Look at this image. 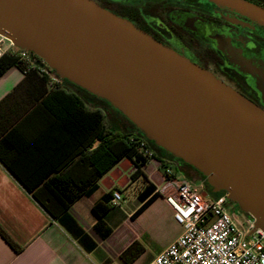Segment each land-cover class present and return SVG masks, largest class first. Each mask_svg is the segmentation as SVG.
<instances>
[{"label":"water","instance_id":"95a60500","mask_svg":"<svg viewBox=\"0 0 264 264\" xmlns=\"http://www.w3.org/2000/svg\"><path fill=\"white\" fill-rule=\"evenodd\" d=\"M209 1L264 19L245 0ZM0 35L106 100L264 231L263 108L94 0H0Z\"/></svg>","mask_w":264,"mask_h":264},{"label":"crops","instance_id":"0c3cea01","mask_svg":"<svg viewBox=\"0 0 264 264\" xmlns=\"http://www.w3.org/2000/svg\"><path fill=\"white\" fill-rule=\"evenodd\" d=\"M26 76L16 66L0 74V133L10 126L0 136V227L19 247L17 251L0 235V264H124L121 254L131 244L151 239L163 221H174V212L160 193L167 181L165 170L174 171L153 159L138 173L135 163L123 158L108 172L88 178L84 185L89 195L76 199L65 215L53 218L32 191L57 176L58 167L98 127L97 112L107 113L91 103H101L100 98H86L73 86L56 89L37 76ZM69 89L86 109L76 105ZM160 170L164 183L159 186L153 176ZM116 189L122 193L120 205L98 217L94 206L100 202L109 206ZM155 193L158 197L134 217ZM99 220L104 224L96 229ZM106 229L110 233L104 238Z\"/></svg>","mask_w":264,"mask_h":264},{"label":"flooded vegetation","instance_id":"af4514ba","mask_svg":"<svg viewBox=\"0 0 264 264\" xmlns=\"http://www.w3.org/2000/svg\"><path fill=\"white\" fill-rule=\"evenodd\" d=\"M94 1L111 11L134 7L137 28L264 109V19L209 0ZM245 1L264 9V0Z\"/></svg>","mask_w":264,"mask_h":264},{"label":"built area","instance_id":"2783aa9c","mask_svg":"<svg viewBox=\"0 0 264 264\" xmlns=\"http://www.w3.org/2000/svg\"><path fill=\"white\" fill-rule=\"evenodd\" d=\"M6 55L15 57L26 70L37 69L48 75L51 87L62 84L63 79L40 56L0 35V60ZM140 145L141 154L153 160L146 143L141 141ZM171 175L167 169V181L160 193L182 232L148 264H264V231L255 228L251 216L230 211L227 194L211 195L205 180L169 178ZM121 199L122 193L116 189L109 205L117 207Z\"/></svg>","mask_w":264,"mask_h":264},{"label":"trees","instance_id":"16d2710c","mask_svg":"<svg viewBox=\"0 0 264 264\" xmlns=\"http://www.w3.org/2000/svg\"><path fill=\"white\" fill-rule=\"evenodd\" d=\"M134 9V7L124 5L117 11H110L118 16L128 18L131 22H134L136 25L142 27L140 24L143 23V20ZM12 66H16L22 70V72L27 75L26 77L37 76L44 84L46 82L49 83L48 75L41 74L37 69L26 70V67L18 62L15 57L10 55H6L1 58L0 74ZM67 85L71 87L73 86L74 88L76 87L74 83L63 79L62 84H56L53 88L61 89ZM69 90L72 93L76 105L80 108L86 109V105L83 103L82 99L74 93L73 90ZM93 98L98 99L95 96H93ZM100 101L107 102L102 99H100ZM119 114L121 113L119 112ZM96 117L97 120H99L98 127L94 129L86 141L73 154H71L67 161L58 167L56 170L57 176L50 177L40 187L32 191V196L36 202L53 218L65 215L67 207L76 199L85 194L89 195L90 191H86V185H84L88 178H91L96 172L98 176H101L103 173L108 172L123 158L133 161L137 167V172L140 173V171H138L139 167L145 165L149 161L148 158H145L141 154V141L145 142L146 147L152 152L151 158L158 160V162L162 164L163 168L166 169L174 166V162L191 168L199 174L203 180H205L206 187H208L210 191L212 190L209 186L207 178L202 173L196 171L192 165L183 162L175 155L159 147L154 141L145 137L141 129L134 127L135 130L133 131L124 132V130L119 129L116 126H112L109 122H107L106 115L103 114L102 110L97 112ZM8 127L10 126H7L4 131H6ZM4 131L0 133V136L5 133ZM95 141H99L96 147L94 146ZM171 177H175L174 172H172V175L169 176V178ZM149 189L153 191L155 187L150 185ZM220 192L225 193L224 191ZM111 197L112 193L109 196V200ZM157 197V193L152 195L142 204L141 207L137 209L133 216L137 217L140 215ZM110 207V205L107 206L105 203L100 202L94 206V211L98 217H101L109 210ZM236 207L238 211H240L237 205ZM245 215L250 216L248 214ZM103 224V221L99 220L96 224V229H99V226ZM109 231L110 230L106 229V232H103L102 236L105 238L110 233ZM0 235L10 245L15 247L17 251L19 250L17 244L4 232L1 227ZM143 251L144 248L139 241H135L121 254V259L124 264H131Z\"/></svg>","mask_w":264,"mask_h":264},{"label":"rangeland","instance_id":"374dc122","mask_svg":"<svg viewBox=\"0 0 264 264\" xmlns=\"http://www.w3.org/2000/svg\"><path fill=\"white\" fill-rule=\"evenodd\" d=\"M75 89L78 90V92H80L81 95H83L84 97L94 99L93 98L94 95L91 94L89 91L82 89L78 86H76ZM91 103L93 104L94 107L97 106L106 111L107 113L106 117L108 119V122L112 126H116L117 128L124 130V132L135 130L134 127L136 126L132 122L127 120L124 115L122 116L121 114H119L118 110L112 109L111 105L108 102L102 101L101 103H96L93 100H91ZM173 165L174 166H171V168L175 172L176 178L177 177L187 178L192 181L203 180V178L199 174H197L193 169L188 168L176 162H174ZM151 168L152 166L149 165L148 166L149 171H152ZM153 178L155 182L158 183L159 186L162 185L164 183L163 170H160V172H155V176H153ZM206 189L209 191L211 195L216 197L224 194L221 193L220 191H214L213 188L211 191L209 190L208 187ZM236 205L237 204L234 201L228 199L227 206L229 207L230 211L242 213L243 215H245V213L240 208H239L240 211H238ZM180 232H181L180 226L177 223H175L173 220L167 219L163 221L162 225L159 227L157 231H152L151 239L146 237L143 240H141L140 244L144 248V251L131 264H148L159 252H161L164 248H166L175 239V237L179 235Z\"/></svg>","mask_w":264,"mask_h":264}]
</instances>
